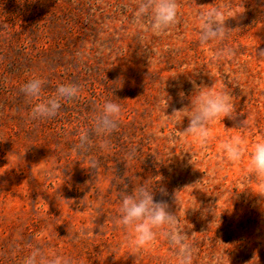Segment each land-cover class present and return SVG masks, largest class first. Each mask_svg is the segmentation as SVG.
Wrapping results in <instances>:
<instances>
[{
	"label": "rangeland",
	"instance_id": "374dc122",
	"mask_svg": "<svg viewBox=\"0 0 264 264\" xmlns=\"http://www.w3.org/2000/svg\"><path fill=\"white\" fill-rule=\"evenodd\" d=\"M137 2L0 0V264H23L34 248L76 264H175L166 240L137 250L116 223L121 193L141 184L177 216L193 264H264V176L250 171L264 141V0H176L177 22L160 35L147 18L134 23ZM212 7L240 13L226 15L223 44L201 45L197 16ZM224 45L234 56L212 62ZM33 75L45 80L41 98L57 84L81 93L56 118L30 120L20 87ZM194 85L235 106L204 149L185 132ZM106 99L122 106L118 130L108 150L91 135L82 153L79 132ZM232 138L243 149L235 162L221 148Z\"/></svg>",
	"mask_w": 264,
	"mask_h": 264
},
{
	"label": "clouds",
	"instance_id": "9594fccd",
	"mask_svg": "<svg viewBox=\"0 0 264 264\" xmlns=\"http://www.w3.org/2000/svg\"><path fill=\"white\" fill-rule=\"evenodd\" d=\"M178 8L176 0H138L134 11V23L144 29L145 25L142 21L147 18L151 32L160 35L175 25ZM238 13L240 12L228 14L224 8L218 7L199 12L197 16L199 44L210 42L223 44L229 30L225 27V17L226 15L227 18L234 17ZM234 54V48L224 45L216 50L211 60L218 62L231 59ZM259 55L264 58V50ZM44 83L42 77L33 75L20 87L24 96L29 101H34L28 113L30 120L45 121L56 118L62 106L73 102L81 93V87L78 85L57 84L53 95L41 98ZM179 95L183 97L184 94L181 92ZM189 100V111L184 115L189 118L185 132L194 136L199 147L204 149L210 142L209 126L217 118H233L236 115L235 106L226 91L213 92L195 85ZM121 112L122 106L118 102L106 99L100 103L92 117L91 128H84L79 132L76 149L87 153L92 147L90 136L95 135L105 138L99 146L108 150L110 144L107 138L118 130ZM221 148L226 159L232 162L238 161L243 153L238 138L224 141ZM97 167V160H90L89 169L95 170ZM250 171L257 176H264V141H258L252 147ZM175 203L179 205L176 195ZM167 208L166 202L154 201L153 188L141 184L135 186L131 193L127 191L121 193L116 223L125 229H131L132 245L135 249H143L159 237L166 240L170 248L175 251V264H193V248L185 230L179 226L177 216L170 214ZM189 208L193 211L198 209V207ZM23 264H76V261L68 256L45 255L40 248H34L24 259Z\"/></svg>",
	"mask_w": 264,
	"mask_h": 264
}]
</instances>
